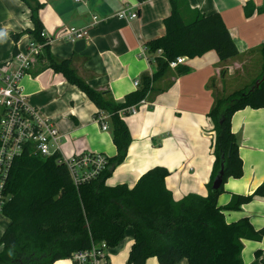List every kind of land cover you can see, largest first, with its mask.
<instances>
[{
    "label": "crops",
    "instance_id": "0c3cea01",
    "mask_svg": "<svg viewBox=\"0 0 264 264\" xmlns=\"http://www.w3.org/2000/svg\"><path fill=\"white\" fill-rule=\"evenodd\" d=\"M42 8L39 18L51 56L70 59L76 74L93 89L108 92L115 103L140 88L143 75L152 76L156 66L145 48L147 42L164 35L163 20L170 13L169 0H37ZM255 8L264 0H185L180 5L183 18L192 12L203 15L217 13L227 28L238 55L220 61L214 51L199 57L184 58L181 65L190 71L176 75L167 68L152 83L151 90L135 108V114L121 112L131 143L123 162L106 180V185L125 184L132 187L142 174L154 167H163L170 174L165 186L174 200L187 194L205 196L211 180L212 123L208 113L219 97L250 85L262 71L260 48L264 40V12L244 16V5ZM135 13L130 20L118 19L120 10ZM96 17V23H93ZM68 27L84 29L85 48L73 51V44L61 38ZM33 28L30 10L20 0H0V64L12 57L13 49L24 51L34 40L28 32ZM20 34L17 41L13 36ZM38 59V58H37ZM36 63L19 81L20 96L42 117L50 119L61 135L60 155L70 158L83 153L116 154L108 115L61 74ZM43 65V66H42ZM226 79L242 83L225 85ZM138 86H134V82ZM230 93V94H229ZM228 94V95H227ZM101 123L107 126L101 129ZM235 136L242 173L227 178L217 205L224 207L232 196L252 195L263 186L264 193V108L246 107L230 119ZM227 223L246 218L255 231L264 228V194H256L236 210H224ZM5 218V217H4ZM6 219V218H5ZM8 222L0 221V236ZM133 232L127 228L122 242L105 251V264H128ZM0 246V250H1ZM241 259L244 264H261L264 260V234L259 241L243 240ZM53 264H71L70 258ZM145 264H158L154 257ZM176 264H186L181 259Z\"/></svg>",
    "mask_w": 264,
    "mask_h": 264
},
{
    "label": "trees",
    "instance_id": "16d2710c",
    "mask_svg": "<svg viewBox=\"0 0 264 264\" xmlns=\"http://www.w3.org/2000/svg\"><path fill=\"white\" fill-rule=\"evenodd\" d=\"M20 1L30 10L33 28L28 32L36 42L44 43L39 18L42 5L37 0ZM184 3L185 0H169L171 9L163 20L164 35L145 45L153 56L155 73L143 75L140 88L126 95L122 103H115L108 92L93 89L76 74L70 59L57 60L51 56L48 46H44L37 63H46L44 68L61 74L99 111L108 115L116 154L107 158L106 167L98 176L77 187L66 167L56 163V156L24 155L17 159L6 189L10 199L1 210L8 225L0 236V264H53L101 242L113 248L122 242L129 227L133 238L128 264H145L149 257H154L158 264H176L181 259H186V264H244L242 241H259L264 228L255 231L246 218L227 223L223 211L236 210L253 195L264 194L263 186L249 196H232L229 203L221 207L217 205V196L222 192V185L212 190L211 183L221 161L224 163L222 184L227 178L241 176V160L230 130V119L236 111L246 107L264 108V40L260 48V75L248 87L217 98L208 113L215 160L205 196L187 194L174 200L165 186L170 172L163 167L146 171L132 187L105 183L125 159L131 143V135L120 113L145 98L152 83L169 68L170 61L177 57L192 59L208 51H214L220 61L238 55L219 14L192 12L185 20L180 10ZM255 12L263 13L264 5L255 8L252 2H246L244 16L249 18ZM19 37L20 34L13 36L15 41ZM158 50L162 52L160 55H156ZM16 52L14 48L13 54ZM174 71L181 76L190 69L178 65Z\"/></svg>",
    "mask_w": 264,
    "mask_h": 264
},
{
    "label": "built area",
    "instance_id": "2783aa9c",
    "mask_svg": "<svg viewBox=\"0 0 264 264\" xmlns=\"http://www.w3.org/2000/svg\"><path fill=\"white\" fill-rule=\"evenodd\" d=\"M115 16L118 19L130 20L135 18L136 14L124 9L116 12ZM95 23L96 17H93L92 24ZM40 36L44 37L43 32ZM61 38L73 44L77 40H85V31L68 27L63 31ZM47 43L46 40L41 44L31 39L24 51H17L0 65V213L10 199L6 189L13 164L24 155L41 158L56 156V163L66 167L75 187L94 179L107 164V158L101 154L83 153L70 158L61 156V135L53 122L42 117L20 96V79L36 63ZM161 53V50H158L156 55ZM183 61V57H177L169 62V67L175 68ZM134 86H138L137 81ZM128 112L135 114V108H129ZM101 129L106 130L107 126L101 123ZM107 248L104 242L91 244L89 249L75 252L70 257L71 264H105Z\"/></svg>",
    "mask_w": 264,
    "mask_h": 264
},
{
    "label": "water",
    "instance_id": "95a60500",
    "mask_svg": "<svg viewBox=\"0 0 264 264\" xmlns=\"http://www.w3.org/2000/svg\"><path fill=\"white\" fill-rule=\"evenodd\" d=\"M84 48H85V41L83 39L77 40L73 44V51L75 53L82 52L84 50ZM255 85L257 86L258 83H256ZM223 177H224V163H223V161H221L219 164V170L216 173V175L214 176L212 183H211V189L212 190H218L220 188V186L222 185Z\"/></svg>",
    "mask_w": 264,
    "mask_h": 264
},
{
    "label": "rangeland",
    "instance_id": "374dc122",
    "mask_svg": "<svg viewBox=\"0 0 264 264\" xmlns=\"http://www.w3.org/2000/svg\"><path fill=\"white\" fill-rule=\"evenodd\" d=\"M27 40L28 39H26V42L25 43H27ZM262 60V59H261ZM242 81L243 80H241V79H226L225 80V85L227 86L228 84H234V85H237V84H240V83H242ZM249 85H245V87H248ZM230 94V93H229ZM228 95V94H227ZM0 221L3 223V224H5V223H7L8 222V220L7 219H5L4 218V216L0 213ZM130 228V227H129Z\"/></svg>",
    "mask_w": 264,
    "mask_h": 264
}]
</instances>
